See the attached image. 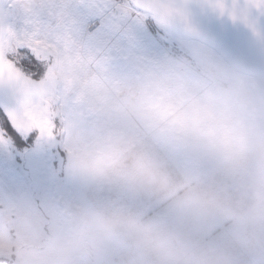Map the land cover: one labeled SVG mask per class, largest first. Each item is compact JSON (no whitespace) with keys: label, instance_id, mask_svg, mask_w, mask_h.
Masks as SVG:
<instances>
[{"label":"rangeland","instance_id":"1","mask_svg":"<svg viewBox=\"0 0 264 264\" xmlns=\"http://www.w3.org/2000/svg\"><path fill=\"white\" fill-rule=\"evenodd\" d=\"M89 2L99 8L81 7L68 59L50 79L52 135L37 129L0 135V263L65 264L60 246L72 241L86 250L67 264H264V225L244 215L250 169L231 167L191 137L163 127L140 103L164 93L183 108L235 107L242 77L255 82L249 106L264 112V74L241 68L206 40L130 0ZM89 49L101 54L93 63L97 70L89 67ZM8 103L0 91V113ZM125 146L151 160L168 186L140 185L123 170H107L114 153L98 150ZM75 155L97 156L105 172H71ZM185 193L218 207H193L178 199ZM111 212L147 225V239L83 230L85 213Z\"/></svg>","mask_w":264,"mask_h":264},{"label":"clouds","instance_id":"2","mask_svg":"<svg viewBox=\"0 0 264 264\" xmlns=\"http://www.w3.org/2000/svg\"><path fill=\"white\" fill-rule=\"evenodd\" d=\"M229 18L247 24L256 34L257 30L247 18L235 12L230 13ZM236 84L242 95L235 107L183 108L174 104L164 93H153L140 103L153 121L180 135L191 137L231 167L250 169L251 199L244 215L250 223L264 225V112H257L255 107L249 106L247 97L255 88V82L237 77ZM101 151L114 153V158L105 165L107 170H123L127 179L140 185L157 188L168 186V178L156 169L154 163L131 147L98 150ZM105 168L97 166V156L75 155L69 160V170L79 175L103 174ZM178 199L187 200L193 207H218L211 199L189 197L187 193ZM83 230L101 237L127 232L135 237L137 243H143L150 231L147 225H141L118 212L85 213ZM85 250L83 243L72 241L60 246L65 264Z\"/></svg>","mask_w":264,"mask_h":264},{"label":"snow or ice","instance_id":"3","mask_svg":"<svg viewBox=\"0 0 264 264\" xmlns=\"http://www.w3.org/2000/svg\"><path fill=\"white\" fill-rule=\"evenodd\" d=\"M254 3L259 8L264 0ZM81 7L99 5L89 0H7V10L0 8V91L10 100L0 113V135L33 129L52 135L50 79L68 59V37L77 29Z\"/></svg>","mask_w":264,"mask_h":264},{"label":"water","instance_id":"4","mask_svg":"<svg viewBox=\"0 0 264 264\" xmlns=\"http://www.w3.org/2000/svg\"><path fill=\"white\" fill-rule=\"evenodd\" d=\"M6 0H0V8ZM138 9L177 30L206 40L241 68L264 74V3L254 0H130ZM235 12L255 28L232 20ZM263 76V75H262ZM264 86V76L259 79Z\"/></svg>","mask_w":264,"mask_h":264},{"label":"crops","instance_id":"5","mask_svg":"<svg viewBox=\"0 0 264 264\" xmlns=\"http://www.w3.org/2000/svg\"><path fill=\"white\" fill-rule=\"evenodd\" d=\"M121 22H122V20H118V21L115 22V23L118 24V23H121ZM125 25H126V24H122V26H121L120 29L122 30V29L125 27ZM113 26H114V24H113ZM120 29H118L117 34L121 31ZM117 34L115 35V37L117 36ZM136 41L139 42V39H137ZM91 51H92V50L89 49V51H88V54H89V55L87 54L88 57H89V60H88L89 67H90V65H91V67H92L93 70H97V69H96L97 67H95V65H94L93 63L95 62V60H97L98 56H100L101 54H99V53H98V54H95L94 51H93V52H91ZM90 52H91V53H90ZM88 57H87V58H88ZM119 78H121V77H119ZM75 85H76V84H75ZM75 85H74V86H75ZM76 86H77V85H76ZM76 86H75V87H76ZM79 88H80V87H79ZM76 89H77V88H76ZM76 95H77V96H81V93H80L79 89L77 90Z\"/></svg>","mask_w":264,"mask_h":264},{"label":"trees","instance_id":"6","mask_svg":"<svg viewBox=\"0 0 264 264\" xmlns=\"http://www.w3.org/2000/svg\"><path fill=\"white\" fill-rule=\"evenodd\" d=\"M0 264H8L6 261H4V262H1Z\"/></svg>","mask_w":264,"mask_h":264}]
</instances>
